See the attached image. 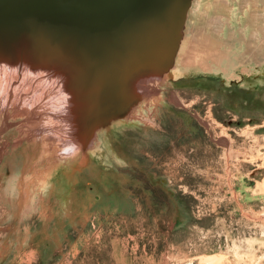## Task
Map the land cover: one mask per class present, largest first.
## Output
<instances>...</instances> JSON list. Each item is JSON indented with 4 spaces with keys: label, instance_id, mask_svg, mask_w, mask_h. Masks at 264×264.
Returning <instances> with one entry per match:
<instances>
[{
    "label": "rangeland",
    "instance_id": "1",
    "mask_svg": "<svg viewBox=\"0 0 264 264\" xmlns=\"http://www.w3.org/2000/svg\"><path fill=\"white\" fill-rule=\"evenodd\" d=\"M196 27L205 30L206 35L217 28L221 56H208L206 62L186 65L181 61L177 64L176 54L172 65L165 62L168 67L161 82L159 78L152 79L153 74L146 73L152 81L141 77L143 82L146 80L145 89L137 87L141 97L128 105L123 116L130 122L145 123L149 135L133 128L119 133L122 147L132 157L128 163L115 167L113 175L121 181L117 190L108 167L104 166L101 174L92 173V162L81 169L85 181L79 185L90 188L92 196L99 199L96 206L99 205L100 213L88 225L71 231L64 246L47 263L30 241L19 243L12 230L7 232L9 224L13 225L12 218L2 220L5 206L12 216L18 211L27 215L40 200L55 204L59 215V201L51 195L54 188L47 195L37 196L33 204L20 206L16 199L13 203L5 200L1 177L59 158L64 154L61 149L71 140L79 143L84 137L89 122L82 117L94 115V110L80 111L77 100L67 98L65 84L58 88L60 80L67 79L58 74L60 69L31 71L35 57L42 56L40 51L20 47L24 51L15 55L27 52L30 56L25 63L0 67V81L8 74V79L2 80L3 85L9 84L6 95L10 91V95L28 93L34 88L33 81L39 82L40 78L47 82L37 101L46 90L61 93L54 98L53 92L48 91L51 102L57 99L60 105L55 102L56 107L53 103V110L49 109L50 123L42 118L48 114L43 109L37 111L42 120L39 125L26 122V114L15 117L18 121H13L17 123L5 132L0 130L3 264H264V56H260L259 39L252 38L258 27L264 29V0H192L182 36L184 30L188 38L196 35ZM258 33L262 37L264 32ZM65 98L72 107L63 101ZM97 102L93 98L83 104ZM103 108L95 109V113ZM143 108H150L153 113L146 111V118L141 114L144 121L132 117ZM2 123L0 116V128ZM101 128L102 125L98 132ZM96 141L94 138L88 143L87 152ZM86 159L90 161L89 157ZM62 176L64 172L59 170L54 180ZM36 178L37 175L32 183H27L28 188L35 187ZM64 185L70 188L69 182L64 181ZM89 199L81 201L84 211L87 202L91 207L95 205L94 199Z\"/></svg>",
    "mask_w": 264,
    "mask_h": 264
},
{
    "label": "bare ground",
    "instance_id": "2",
    "mask_svg": "<svg viewBox=\"0 0 264 264\" xmlns=\"http://www.w3.org/2000/svg\"><path fill=\"white\" fill-rule=\"evenodd\" d=\"M196 29H198L197 34L191 35V37H194L193 40H191V37L188 38V36L186 35V30H184L180 43V48L176 56L177 64L180 61L186 65L192 62L194 63L195 61L206 62V60L209 59L208 56H211L213 58H217L221 56L222 51H220L221 50L220 44H218L216 39L217 28H213V31H211L210 34L207 35L204 33L205 30L202 32L201 27H196ZM262 30L264 32L263 28L260 29V27H258L257 30L255 31L256 35H253L252 37L259 39L260 47L258 46L257 47L260 50V56L261 55L264 56V48H263L264 33L262 37H259V33H258ZM0 37H1L0 50H6V52L3 51L0 52V67L1 66L13 67L15 65L25 63L26 57L30 56L27 55V52L22 53V56L15 55V53L23 52L24 50L22 49L25 48V46L31 47L32 50L34 51H40L42 53V56L35 57L36 61L34 60L35 63L34 62L32 63L34 64V67L32 68L31 71L33 73H38V71H41L45 68L60 69V71H58V74L61 77L63 75H66L67 79L60 80L61 77L58 78L61 83L59 82L60 83L59 85V83L57 82L56 86L59 85L58 88L62 89V87L65 84L63 90H65L64 88H66L67 93L65 91L64 93H66L67 95L66 94L64 95H66L67 98L69 97L71 101L77 100L76 102L78 105L77 108L80 111L84 112L87 111V109L90 110V108H92L91 110H94L93 112L94 115L93 114L84 115V116L82 115L83 116L82 118H85L86 121L89 122L84 137L81 138L79 143H76V141H72V140L70 141V144H76L78 146V154L69 153L66 155L60 152L63 155H60L59 158H56L55 160L49 159L48 161H45V163L43 164L44 166L39 165L36 167L28 168V170H25L22 173L13 171L11 174L1 177V187L4 192L5 200L8 199L12 202L13 200L16 199L17 201L16 203L20 206H22L24 203L27 202H31V204H33L34 202H36L37 196L47 195L49 194V190H51V187L54 188L53 191H55V193L53 192L51 195L54 196V198L57 199L60 204L59 215L57 219L59 218H62L63 220L69 219L73 223H75L78 219L84 218L82 215L83 209L81 207V201L85 199L90 201L89 199L90 196L88 195V193L90 192H88L86 188H82L79 185V183L84 182L82 174H80L81 169H83L85 167V164L86 163L88 164V162H92L91 165L92 173L101 174V172L103 171V167L104 166L108 167L110 169L109 173L115 181V183L113 184L115 187L114 189L117 190L116 188L120 186L121 181L119 180V178H116L113 175L115 167L128 163L129 158L132 157L130 155L131 153L129 154V152H126L122 147L119 139V133L125 132L128 128H133L137 130L139 129L142 132H146L148 129L146 128V126H144L145 123L143 124L142 121L141 123V122H132V121L130 122V120L129 121L124 120L125 116H123V114L131 102L141 97L138 88L140 87L142 90L145 89L143 84H145L146 80L143 82V80H141L142 79L141 77L143 76L148 81H152L153 77H155V79L159 78L157 80L161 82V80L165 78L163 77L162 74L165 72V68L168 67V64L166 65L165 62H158L157 60H148L147 62L137 63L136 65L126 69L122 73L121 78H119V80L116 83L115 81L110 82L104 76L100 75L99 71L96 68L95 60L88 57L85 53H82V51L78 47H76L77 45L76 42L73 41L70 42L68 40H65L64 42H60L58 44L55 43L42 44L38 40H36L35 42L34 38H31L25 34L22 35L11 34V35H3ZM213 38H215L216 40H214ZM250 40H248V42H251ZM7 45L8 46L10 45L12 47H8ZM33 46H36V48ZM20 47L22 49H20ZM12 50H15V52ZM227 53H225L224 55L225 57ZM8 57L10 59L15 57L18 59L17 61L13 62V60H10ZM4 73H6V71ZM146 73H148L149 75L153 74L152 76H150L152 77V79L148 78ZM157 73H159L160 75H157ZM3 74H1V76ZM3 79L5 80L8 79V74H7V78L2 77V80ZM2 80L0 81V116L2 117L3 120V123L0 128L1 132H5L9 128L13 127V125L17 123L14 122L13 120L18 121V118H15L17 116L22 117L24 115L27 116L26 114H28V117L25 118L26 122L32 124L33 123L38 124L40 123V121L42 122V120H40L41 117L40 118L37 117L38 114L37 111L38 110L43 111V109L48 111L47 114L48 116L44 115L45 117L42 118H44L45 121L47 120V122L50 123L51 119L49 118L50 117L49 109L53 110V107L56 105L55 102H57V99H55L56 100L55 102L52 100L53 103H55L54 106H52L53 103L51 102V98L52 97L55 98L56 96L55 94L57 93H54L55 91L53 92L52 91L53 89L50 90L53 92L52 94L54 95L50 97V93H49L50 91L46 90L41 100L37 101L38 96L39 95L41 96L43 93L42 92L40 94L43 84H44V88L46 89L47 80H45L44 78H40L39 82L33 81L34 88H32L28 93H23L18 95L13 94V92L10 95L11 92L10 90H9L10 91L9 95L4 94L6 91H8L7 89L9 88V84L7 82L5 85H3ZM48 82L50 83L49 80ZM58 88H56V90ZM145 91H142V93H144ZM154 93L152 95H154ZM59 94L61 95V93ZM59 94L57 95L59 96ZM64 95L62 94L63 97H65ZM62 96H60V98ZM67 98L61 100H63L66 103V101L69 100ZM93 98H96L98 100L97 104H93V105L83 104L85 101L88 103L91 102ZM58 100L60 99L58 98ZM63 101H59V102H62V105L64 106L65 104H63L64 103ZM57 105H59L58 102ZM67 105L68 107L70 106V104ZM147 106H150V104H147ZM10 107L12 108V110L8 112L7 109ZM99 107L102 108L104 107V108L96 111L95 113V109ZM61 109H63V107ZM149 109L150 108L148 109L143 108L141 110L138 109L137 111H135L137 115L136 116L132 115V117L143 120L141 114L143 117L146 118L145 112L148 111ZM56 110L58 109H55V111ZM106 111L107 113H105ZM148 112L153 113V110L151 109ZM61 121L64 122L65 120L64 121L61 120ZM146 121L147 120H145V122ZM66 122L68 121L66 120ZM149 122L150 121L146 123L149 124ZM101 125L102 128L100 129V132H98L99 131L98 127H101ZM147 134L149 135V132ZM133 135H135V133ZM150 136H152V134ZM94 138H96L97 141L94 144V146L90 148V152H87L86 149L88 148V143H91ZM133 144H135V142ZM3 152H5V150ZM86 153L87 155H85ZM77 155L82 156L81 160H79ZM87 157L90 158V161L86 159ZM32 170L33 172H31ZM59 170H63L64 176L60 178H56L55 181L54 177ZM36 175H37L36 178L37 182L35 183V187L28 188L27 183L28 182L32 183ZM64 181H66L67 183L69 182L70 188H66V185H64ZM17 186H19L18 189L16 188ZM106 188H108V186H106ZM15 189L16 192H14ZM122 202L125 203V200H123ZM122 202H118V205L119 203L121 204ZM129 202L127 201V203ZM28 205H30V203H28ZM0 264H3V262L0 261Z\"/></svg>",
    "mask_w": 264,
    "mask_h": 264
},
{
    "label": "water",
    "instance_id": "3",
    "mask_svg": "<svg viewBox=\"0 0 264 264\" xmlns=\"http://www.w3.org/2000/svg\"><path fill=\"white\" fill-rule=\"evenodd\" d=\"M191 1L0 0V36L76 42L100 75L117 83L137 63L172 65Z\"/></svg>",
    "mask_w": 264,
    "mask_h": 264
},
{
    "label": "crops",
    "instance_id": "4",
    "mask_svg": "<svg viewBox=\"0 0 264 264\" xmlns=\"http://www.w3.org/2000/svg\"><path fill=\"white\" fill-rule=\"evenodd\" d=\"M85 181V180H84ZM94 182H99V179L95 178ZM89 185V183H88ZM88 195L94 199L95 205L91 207V204L87 202L86 208H82L83 219H78L73 223L69 219L58 218V211L55 204L48 200H40L35 204L34 210L29 214L23 215L18 211L16 215L12 216L10 210L5 206L4 218L2 221H7L12 218L13 225L7 227V232L12 230V233L16 234L14 237L20 243L30 241L33 247L36 249L37 254L44 262H49L56 255L61 247L64 246L71 231L77 228L88 225L97 214L100 213L99 199L92 196L93 192L88 188ZM6 203V201H5ZM9 202H7L8 204ZM7 209V210H6ZM63 221H61V220Z\"/></svg>",
    "mask_w": 264,
    "mask_h": 264
},
{
    "label": "clouds",
    "instance_id": "5",
    "mask_svg": "<svg viewBox=\"0 0 264 264\" xmlns=\"http://www.w3.org/2000/svg\"><path fill=\"white\" fill-rule=\"evenodd\" d=\"M61 152L64 154L74 153L78 154V146L76 144H70L68 146H65L61 149Z\"/></svg>",
    "mask_w": 264,
    "mask_h": 264
}]
</instances>
